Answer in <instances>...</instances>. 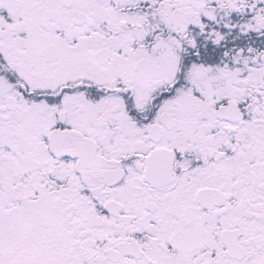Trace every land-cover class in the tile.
Returning <instances> with one entry per match:
<instances>
[{"label":"snow or ice","instance_id":"1","mask_svg":"<svg viewBox=\"0 0 264 264\" xmlns=\"http://www.w3.org/2000/svg\"><path fill=\"white\" fill-rule=\"evenodd\" d=\"M0 264H264V0H0Z\"/></svg>","mask_w":264,"mask_h":264}]
</instances>
